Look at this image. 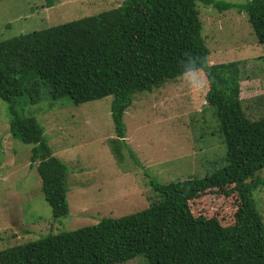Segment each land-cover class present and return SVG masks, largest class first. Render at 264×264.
<instances>
[{
  "label": "trees",
  "instance_id": "16d2710c",
  "mask_svg": "<svg viewBox=\"0 0 264 264\" xmlns=\"http://www.w3.org/2000/svg\"><path fill=\"white\" fill-rule=\"evenodd\" d=\"M197 2L219 12L244 13L256 42L264 44V0H124L93 16L0 41V100L8 104L9 133L34 146L30 163H37L53 220L69 215L67 167L53 155L36 119L14 107L23 97L37 104L43 90L51 101L69 98L73 105L111 96L119 143L133 95L200 71L208 84L205 101L216 110L226 161L203 178L166 184L149 178L157 199L146 209L0 250V264H123L140 255L149 264H264V223L252 196L264 184L256 176L264 169V115L256 120L245 116L238 75L231 72L239 62L208 63ZM206 192L236 195L232 224L192 215L189 202Z\"/></svg>",
  "mask_w": 264,
  "mask_h": 264
},
{
  "label": "rangeland",
  "instance_id": "374dc122",
  "mask_svg": "<svg viewBox=\"0 0 264 264\" xmlns=\"http://www.w3.org/2000/svg\"><path fill=\"white\" fill-rule=\"evenodd\" d=\"M50 1L51 7L46 0H0V41L93 16L124 0ZM197 9L208 63L239 62L231 72L238 75L245 116L262 117L264 44L256 42L244 13L219 12L200 2ZM207 91V80L198 71L152 92L136 93L124 113L126 133L119 143L110 115L111 96L73 105L69 98L51 101L43 90L35 105L25 103V97L17 100L15 109L36 119L53 155L67 167L69 215L58 220L44 201L37 163H30L34 146L11 136L8 104L0 100V250L142 211L157 199L149 178L166 184L203 178L224 167L225 147L216 110L205 101ZM256 176L264 181V169ZM252 196L264 223V184ZM237 202L236 195L206 192L189 206L194 217H214L227 226L233 223ZM123 264L149 263L140 255Z\"/></svg>",
  "mask_w": 264,
  "mask_h": 264
}]
</instances>
